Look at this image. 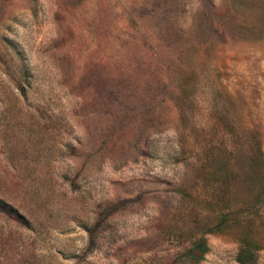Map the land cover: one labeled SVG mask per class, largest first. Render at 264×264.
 <instances>
[{"label": "rangeland", "instance_id": "obj_1", "mask_svg": "<svg viewBox=\"0 0 264 264\" xmlns=\"http://www.w3.org/2000/svg\"><path fill=\"white\" fill-rule=\"evenodd\" d=\"M0 264H264V0H0Z\"/></svg>", "mask_w": 264, "mask_h": 264}, {"label": "trees", "instance_id": "obj_2", "mask_svg": "<svg viewBox=\"0 0 264 264\" xmlns=\"http://www.w3.org/2000/svg\"><path fill=\"white\" fill-rule=\"evenodd\" d=\"M206 249L207 245L205 240L204 238L200 237L192 242V245L188 249V254L193 259H198L202 256ZM252 258L253 253L249 251V249L241 248L237 254V259L242 263L251 261Z\"/></svg>", "mask_w": 264, "mask_h": 264}]
</instances>
